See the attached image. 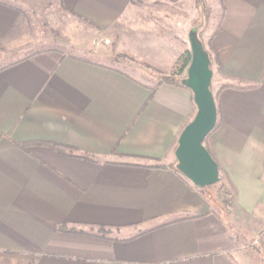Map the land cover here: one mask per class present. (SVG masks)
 I'll use <instances>...</instances> for the list:
<instances>
[{
  "label": "crops",
  "instance_id": "crops-1",
  "mask_svg": "<svg viewBox=\"0 0 264 264\" xmlns=\"http://www.w3.org/2000/svg\"><path fill=\"white\" fill-rule=\"evenodd\" d=\"M129 1L58 0V8L102 30ZM217 2L221 82L251 87L220 91L211 155L235 189L229 212L251 216L264 208V0ZM45 3L31 1L30 12ZM25 5L0 0V60L13 58L0 67V259L241 264L233 253L242 246L210 195L169 167L142 166L174 162L173 145L196 109L189 90L152 92L122 69L44 47L56 38L30 32ZM175 218L187 219L170 224Z\"/></svg>",
  "mask_w": 264,
  "mask_h": 264
},
{
  "label": "rangeland",
  "instance_id": "rangeland-1",
  "mask_svg": "<svg viewBox=\"0 0 264 264\" xmlns=\"http://www.w3.org/2000/svg\"><path fill=\"white\" fill-rule=\"evenodd\" d=\"M18 1L26 3L24 10L34 22L31 33L41 31L42 37L56 38L55 41L44 44V47L60 49L90 61L122 69L142 84L153 85L156 84L158 73L118 54L130 50L138 58L143 56L153 63L173 64L181 50L189 48L190 30L194 28L197 36H200L199 39L205 42L217 25L220 14L217 0H141L147 20L145 16L136 18L125 11L124 16L117 19L113 25L101 30L95 25L73 20L63 14L58 8V0H45L44 6L39 9L34 6L35 10L31 12L29 8L33 0ZM141 25L145 28L141 29ZM174 38L177 40L174 41ZM12 61L13 58L2 59L0 67ZM211 81L215 93L222 83L216 68ZM205 192L212 197L214 206L221 209L223 217L229 220L232 233L238 238L237 245L242 246V250L233 253L234 257L241 264H264V254L261 250V242L264 241V208L251 216L244 212L238 217L231 215L229 211L234 209L232 187L224 180L207 187ZM246 203L245 201L244 204ZM26 262L0 259V264Z\"/></svg>",
  "mask_w": 264,
  "mask_h": 264
},
{
  "label": "water",
  "instance_id": "water-1",
  "mask_svg": "<svg viewBox=\"0 0 264 264\" xmlns=\"http://www.w3.org/2000/svg\"><path fill=\"white\" fill-rule=\"evenodd\" d=\"M191 61L183 79L196 108L191 121L180 132L174 150L176 170L196 188H207L219 183L217 163L207 152L203 140L216 124L217 110L210 91L212 71L210 59L192 28L188 36Z\"/></svg>",
  "mask_w": 264,
  "mask_h": 264
},
{
  "label": "trees",
  "instance_id": "trees-1",
  "mask_svg": "<svg viewBox=\"0 0 264 264\" xmlns=\"http://www.w3.org/2000/svg\"><path fill=\"white\" fill-rule=\"evenodd\" d=\"M142 6H144V5L141 2V0H130L128 5H127L126 13L127 12L130 13L136 18H140V17L145 16L144 18L147 20L146 12L144 10V7H142ZM221 19L222 18H219V20L217 22V25L213 29V32L209 35V37L205 40V42H202L199 39L200 36H198V40L202 44L204 51H206L207 54L209 55V59H210L209 68L212 71V78L214 76V68H216V71L218 72V74L220 76H222V74H221L222 68H220V65L217 62V57L214 54L213 47H212V43H213L212 40H213V37L215 36V33L217 31V27H218L219 23L221 22ZM175 40H177V39L174 38V41ZM118 55H120L121 57L130 59V60L134 61L135 63L141 65V66L143 65L146 68H148L151 71H153L154 73H158V79L156 81V84L148 86L149 89L152 92H155L156 89L158 87H160L161 85H163V84H166V85L170 84V85H174V86H177V87L186 88L182 81L186 77L187 67H188V65H189V63L191 61L190 45H189V48H183L181 50L180 54L178 55V58H176V60L173 62V64H168V65L153 63L148 58H145L143 56L141 58H138V56L135 55L134 53L132 54L130 50L129 51L127 50L126 52H120ZM212 87H213V85L211 83V86H210L211 93H213ZM232 87L236 88V89H245V88H250L251 86H249V87H247V86L238 87V86L231 85L229 83H221L220 86L218 87L217 91L215 92L216 94L213 93L215 106H216V110H217V117H216L217 121H216V124L213 127V129L210 131L209 135H207L205 137V139L203 140V145L205 146V148H206L207 152L209 153V155H211V149L213 147L212 134L214 133L215 130L218 129V127L221 124V119L219 118L220 106H218L219 105L218 104V97L220 95V91L222 89L232 88ZM195 110L196 109H194V113L192 114L191 118L188 119L189 121L185 124V126L191 121L192 117L195 114ZM176 143H177V140H176V142L173 145V149H172V153L173 154H174L175 148L177 147ZM29 145L30 144H20L19 146L23 150H28ZM48 146H50L54 151L58 152L59 154H61L63 156H67V157L73 156V154L67 152L63 147H61L59 145L56 146V145L48 144ZM211 157H212V155H211ZM83 158L90 160V158L87 155L83 156ZM175 165H176V159L174 160V162H172V164L170 166H166L160 161L159 162H155V163H151V164H147V165H142V166L145 167V168L148 167V168L157 169V170L165 169V168L169 167L171 170L173 169L174 172H176L178 175H180L182 177V175L176 170ZM217 167H218L219 176H220L219 182H221L222 180H224L223 172H222V169L219 167L218 164H217ZM196 189H198V188H196ZM199 190L203 193V192H205L206 188H200ZM234 193H235V189H234V187H232V194H233L232 197H233V199L235 197ZM213 207L215 208L216 206H214V204H213ZM187 218H189V217H187ZM187 218H175L174 220H172L169 223L172 224V223H175V222H178V221H183V220H186ZM60 229L62 231H65V232H68V233H72V234L73 233L84 234V235L90 234V235L97 236V237H99V236L103 237V235L100 234V232L99 233H92V232H89V231L85 232V231L78 230V229H75V228L68 229V228H64V227H60Z\"/></svg>",
  "mask_w": 264,
  "mask_h": 264
}]
</instances>
